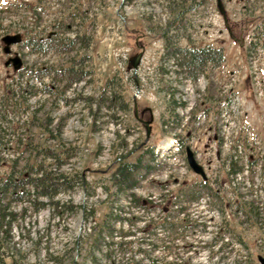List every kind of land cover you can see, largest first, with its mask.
<instances>
[{"label": "rangeland", "instance_id": "1", "mask_svg": "<svg viewBox=\"0 0 264 264\" xmlns=\"http://www.w3.org/2000/svg\"><path fill=\"white\" fill-rule=\"evenodd\" d=\"M222 3L227 21L217 0H0V179L16 159L22 173L40 163L66 175L53 196L31 206L13 202L18 217L4 245V264H91L86 239L111 211V225L135 231L123 241L146 237L137 229L157 213L131 207L110 175L122 156H155L161 166L146 172L135 192L162 205L183 184L203 180L188 164L187 146L212 189L190 210L207 228L186 234L191 249L179 237L175 249H144L169 264H260L264 210L255 225L236 209L233 188L252 169L253 197L264 207V0ZM15 33L22 34L12 46V56L19 52L23 59L19 70L5 65L2 41ZM176 48L223 55L218 64L211 56L191 76L173 57ZM141 51L135 73L131 62ZM136 95L139 118L153 117L149 136L135 115ZM231 156L245 170L236 183L226 174ZM241 191L248 196L242 184ZM222 200L228 210L220 209ZM120 205L121 216L141 221L120 224ZM218 228L229 242L224 249L213 245ZM117 232L114 241L121 239Z\"/></svg>", "mask_w": 264, "mask_h": 264}, {"label": "trees", "instance_id": "2", "mask_svg": "<svg viewBox=\"0 0 264 264\" xmlns=\"http://www.w3.org/2000/svg\"><path fill=\"white\" fill-rule=\"evenodd\" d=\"M52 37H47L46 40H51ZM35 45L40 47L41 44ZM222 51L212 48L202 49H174L173 57L180 59L181 66L189 72L191 76H196L205 61L213 57V63L218 64L222 59ZM216 56V57H215ZM1 130V126H0ZM4 146V136L0 134V151ZM49 151V150H48ZM148 152V151H147ZM146 154V156H145ZM147 153L140 154L134 161H130L126 156L120 157L117 162L115 170L110 175L111 186L116 189V192L121 195H126V198L131 207H136L142 210L144 213L155 212L156 216H152L144 223L141 230L146 234V237L140 240L123 241L127 236L135 235V231H123V228L116 229L111 225V218L114 215V211L107 214V218L99 226V230L94 231L92 234H88L86 239L87 250L90 253L89 262L91 264H100L101 259H105L109 264H142L144 259L148 260L150 264H169L171 262L165 261V259H157L150 256L147 253L145 246H149V250L153 251L160 245L164 249H175L178 246L176 238L182 239L183 246L187 249H191L194 245L188 242L186 234L193 235L198 227L202 226L203 232L207 228L205 222H199L191 217V204L200 203L203 197L210 196L211 185L208 179H203L200 183L183 184V187L175 194L166 198L161 203L155 204L154 199L148 197L143 198L135 191L140 187V184L146 179V172L155 168V166H161L159 161H156V157H147ZM148 159H147V158ZM18 160L13 161L12 169L7 176L0 179V264H4L2 253L6 241L11 237V231L14 224L17 222L18 212L13 209L14 201L26 202L29 201L31 206L38 197L53 196L58 191V188L66 182V175L64 173H53L45 169L43 164H34L30 171L19 172L17 170ZM249 168H253L256 163L252 160V157L248 158ZM226 174L230 177L231 182H234L245 170L243 166L239 165V161L230 157L228 162ZM250 176L243 182H237V189L233 188V194L236 196V209L255 225L260 222L261 214L264 207L258 200V195L253 190V170L247 171ZM242 186H246L248 196L245 197L241 191ZM245 184V185H243ZM166 186V185H165ZM163 187L166 189V187ZM50 191L52 192L50 194ZM111 189L109 193H111ZM260 196V195H259ZM231 205V203H230ZM220 209L228 210L229 203L222 200ZM42 208V207H41ZM123 207L119 206V213L115 215V218L120 224L128 222V224L135 225V221H141V217L131 214L130 216H121ZM153 213V214H155ZM118 231L117 235L121 237L120 241H114L115 231ZM165 232V236L158 235L160 232ZM221 229H217L216 236L214 238V244L218 245V249L229 244L224 240V236L221 235ZM146 242V243H145ZM243 242V241H242ZM168 243V244H167ZM166 244V245H165ZM245 244V243H244ZM135 245L136 247H134ZM133 246V247H132ZM131 247V248H130ZM134 248V249H133ZM130 250V255H127V251ZM96 253H93L95 252ZM119 253V256H116ZM136 253H142V258L136 257ZM100 254V258L95 255ZM146 255V256H145ZM172 264H180L176 262Z\"/></svg>", "mask_w": 264, "mask_h": 264}, {"label": "water", "instance_id": "3", "mask_svg": "<svg viewBox=\"0 0 264 264\" xmlns=\"http://www.w3.org/2000/svg\"><path fill=\"white\" fill-rule=\"evenodd\" d=\"M217 4H218L220 11L222 12V14L225 17V20L227 21L222 0H217ZM2 41L4 43V52L6 54L11 55L12 54V46L16 45L22 41V34L21 33L7 34L2 38ZM142 54L143 53L140 52L135 57H133V59H132V67L133 68L138 67L140 59L142 57ZM10 64L13 66L14 70H19L22 67L23 59L18 52H15L14 56H10L7 59V61L5 62L6 66H9ZM135 103H136V116H138V109H137L136 100H135ZM151 121H152V119L145 121V125L147 128V134L148 135L150 134V131H151V126H150ZM186 152H187V160H188V164H189L190 168L196 174H199L202 178L205 179L207 177V174H206V171L204 169V166L197 161L195 153L191 149L190 146L186 147ZM258 261L260 262V264H264V256H262V255L258 256Z\"/></svg>", "mask_w": 264, "mask_h": 264}, {"label": "bare ground", "instance_id": "4", "mask_svg": "<svg viewBox=\"0 0 264 264\" xmlns=\"http://www.w3.org/2000/svg\"><path fill=\"white\" fill-rule=\"evenodd\" d=\"M165 147H169V143H164Z\"/></svg>", "mask_w": 264, "mask_h": 264}, {"label": "flooded vegetation", "instance_id": "5", "mask_svg": "<svg viewBox=\"0 0 264 264\" xmlns=\"http://www.w3.org/2000/svg\"><path fill=\"white\" fill-rule=\"evenodd\" d=\"M141 120H146V119H142V118H141Z\"/></svg>", "mask_w": 264, "mask_h": 264}]
</instances>
